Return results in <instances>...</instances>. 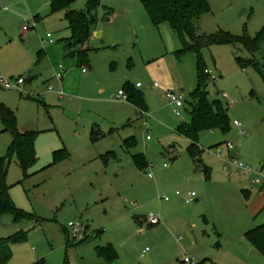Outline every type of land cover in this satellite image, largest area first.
Instances as JSON below:
<instances>
[{"label":"rangeland","instance_id":"1","mask_svg":"<svg viewBox=\"0 0 264 264\" xmlns=\"http://www.w3.org/2000/svg\"><path fill=\"white\" fill-rule=\"evenodd\" d=\"M89 1L77 0L70 9L83 12ZM100 1L113 11V21L103 23L107 12L98 11L104 43H92L87 58L98 67L104 104L86 101L94 96L91 84L81 97L61 86L64 79L50 81L61 65L76 83L82 76L78 54L64 55L72 39L67 12L52 13L49 0H0L9 9H0V78L13 88L0 87V103L21 130L38 133L36 161L24 170L0 116V184L27 215L0 218V242L12 251L7 264H185L186 258L195 264H264L245 239L264 225L263 182L231 165L237 158L253 171L264 166V45L254 54L239 45L201 51L206 71L218 78L208 83L209 99L229 108L232 125L227 134L215 130L199 137L203 165L211 169L207 179L195 168L191 142L176 134L190 120L197 55L176 58L179 37L168 23L155 27L141 0ZM210 7L201 35L254 39L264 27V0H210ZM238 59L256 60L259 68L241 66ZM20 79L24 84L17 87ZM126 85L143 94L144 117L133 104L113 98ZM167 93L184 94L187 110L178 111ZM130 138L136 145L128 148ZM137 155L146 159V170L136 166ZM189 193L196 202H185ZM151 214L159 217L158 226L146 221ZM70 224L80 228L78 237ZM108 244L119 256L114 263L96 253Z\"/></svg>","mask_w":264,"mask_h":264},{"label":"trees","instance_id":"2","mask_svg":"<svg viewBox=\"0 0 264 264\" xmlns=\"http://www.w3.org/2000/svg\"><path fill=\"white\" fill-rule=\"evenodd\" d=\"M77 0H49L52 13L66 11V18L69 21V29L72 32L65 47L67 56L78 54L79 60L83 63L88 61L87 52L89 48L83 49L89 42L98 24V11L102 8L109 15L112 10L102 6L100 0H90L87 9L83 12H75L70 8ZM142 5L149 16L152 24L159 27L168 23L177 34L182 44V48L175 54L177 58H182L187 54L197 55L198 85L191 94L190 122L183 123L177 128L179 136L186 137L191 146L188 149L196 170L202 171L206 178H210V168L203 165L201 150L198 147L199 137L204 132L215 130L227 134L232 130L229 117V108L220 100L209 99L207 91L209 78L206 74L205 62L201 51L214 45H239L251 54L256 53L264 45V27L256 38L248 36L235 37L228 33L219 32L216 35L207 36L199 33V27L204 15L211 11L210 0H141ZM81 47L82 50H75ZM241 66H254L259 68L256 60L238 59ZM125 92L129 95V102L140 111H146L144 97L132 87L126 85ZM187 103V102H186ZM0 116L5 129L11 133L13 143L10 148L11 153H16L19 157L21 167L25 170L36 161L35 141L38 133L35 131L21 132L15 114L0 103ZM126 147L136 145L135 138L125 141ZM136 166L141 170L148 168L146 159L137 155L133 157ZM12 216L19 221L26 218L23 211L17 209L13 204L9 190L5 184H0V218ZM247 242L264 258V225L246 232ZM16 242H20L18 239ZM10 243L0 242V264H7L12 258ZM98 258L108 263H114L119 256L112 244L96 249ZM35 264H44L39 260ZM205 264V263H202Z\"/></svg>","mask_w":264,"mask_h":264},{"label":"built area","instance_id":"3","mask_svg":"<svg viewBox=\"0 0 264 264\" xmlns=\"http://www.w3.org/2000/svg\"><path fill=\"white\" fill-rule=\"evenodd\" d=\"M0 9L3 10L4 12H8V7L2 3H0ZM23 30L25 32H28L29 29L28 27H23ZM47 40L49 43L53 44L54 40L52 39V36L49 34L47 36ZM84 73H86V70H83ZM67 73V70H65V68L61 65L59 67V71L56 72L55 75H53L51 80L57 81V82H62L64 79L65 74ZM206 74L208 75L209 81H217L218 78L213 75L211 72L206 71ZM24 84L23 80H18L16 86H21ZM0 87H2L5 90H12V86L6 82L3 81V79L0 78ZM140 85H137V88H139ZM54 88L51 87V90H53ZM60 98L64 97V93L61 92L59 93ZM165 97L170 100L175 106L176 109L178 111H180L181 109L185 108L186 106V97L184 96V94H175V93H167L165 95ZM113 98H117L118 100H122V101H129V95L125 92V90L119 91V93L117 95H114ZM145 115L144 112H142V116ZM235 126L239 129V135L241 136H245L246 132L244 131L242 125L238 122H235ZM150 138L148 137V140ZM229 150H232L233 147L231 144L227 145ZM232 167L236 168L242 175H254L257 179H259L260 181L263 182V186H264V166L261 167V169L259 171H253V169L250 166L245 165L243 162H241L239 159L237 158H233V161L231 163ZM149 177H153L152 175L149 174ZM177 196H181V194L179 192L176 193ZM163 200L165 201H169L170 198L168 196H163L162 197ZM186 202L188 204L194 203L195 199H196V194L195 193H189L186 197ZM148 223L150 225H158L160 223L159 217L155 216V215H150L148 217ZM70 227L72 228L73 231V235L74 237H78L80 234V228L76 225L70 224ZM185 264H195L193 262V260L186 258L184 261Z\"/></svg>","mask_w":264,"mask_h":264},{"label":"crops","instance_id":"4","mask_svg":"<svg viewBox=\"0 0 264 264\" xmlns=\"http://www.w3.org/2000/svg\"><path fill=\"white\" fill-rule=\"evenodd\" d=\"M106 8V7H105ZM107 9V8H106ZM127 12V11H126ZM113 14V11L112 13H110L109 15H107V13H105L104 17L102 18V22L103 23H112L113 21V17L111 16ZM100 23L101 21L98 19V24H97V27L95 28L89 42L85 45V47L83 49H86V48H89L90 49V45L92 43H94L96 40H100L102 43H104V32L101 30V26H100ZM133 30V29H132ZM24 31V30H23ZM134 31V30H133ZM25 32V31H24ZM135 32V31H134ZM138 37V36H137ZM49 43V42H48ZM50 45H55V42L53 44L49 43ZM177 52V51H176ZM176 52L172 53L174 54V56H176ZM59 54H62L59 53ZM42 55L44 56H49L46 52H43ZM64 55H66V52H65V48H64ZM67 56V55H66ZM50 58V57H49ZM177 58V56H176ZM80 61V60H79ZM67 62V61H66ZM80 67H82V70H81V73H82V76L80 75V79L79 81L76 83L75 80H76V77H72V73H69V71L67 70V73L65 74L64 76V81L61 83L63 87H65L69 92H71L72 95H82V91L83 89H86L87 90V86L89 84H91L90 88H91V91H93L94 93V96L93 97H90L88 96V98H86V101L90 102V103H101V104H104L106 103L105 100H103V95H104V91L101 90V84H100V77H99V71H98V67L96 66H92L90 64V61L88 60L87 62L83 63V62H79L78 63ZM69 67V70L71 71L72 69H74L75 66H70V64H68ZM112 65H116V64H112ZM60 67V66H59ZM59 67H57V72L59 71ZM83 70H86L87 72L84 73ZM91 71V73H90ZM52 82H55L54 80H50ZM60 83V82H59ZM143 87H139V89H142ZM153 88L154 89H157V85L154 84L153 85ZM125 90V89H123ZM52 91H55L54 89ZM138 92V91H137ZM182 93L184 92V89L181 91ZM141 94V93H140ZM143 95V94H142ZM82 97V96H81ZM144 97V96H143ZM186 97V96H185ZM60 98V96H59ZM64 98V97H63ZM63 98H60L61 100ZM115 99V98H114ZM74 101H71V103L69 104L70 107L74 104L73 103ZM129 102V101H128ZM130 103V102H129ZM187 104V103H186ZM146 106V105H145ZM187 106V105H186ZM185 106V109L187 110V107ZM137 108V107H136ZM146 108V107H145ZM147 109V108H146ZM147 111V110H146ZM146 111H140L138 109V112H139V116L141 117H144V115L142 116V112L146 113ZM146 115V114H145ZM190 122V120H189ZM188 122V123H189ZM116 126V124H114ZM19 127V126H18ZM20 129V128H19ZM115 130V128L113 127L110 131V133H113V131ZM21 132H26V131H23L20 129ZM93 133V132H92ZM94 134H96V132H94ZM100 134H103L105 135L104 133L100 132ZM176 134H177V129H176ZM178 135V134H177ZM131 139V138H130ZM136 140V139H135ZM127 141V140H126ZM125 144V142H124ZM134 157V156H133ZM177 159L176 161H178V158H175ZM141 170V169H139ZM141 171H144V170H141ZM149 176V174H147ZM263 190H264V187L262 189V196L261 199L264 200V193H263ZM175 196L176 193H175ZM177 197H180V196H177ZM162 199V198H161ZM163 200V199H162ZM165 201V200H164ZM170 201V200H169ZM169 201H165V202H169ZM185 202H186V199H185ZM195 202H196V199H195ZM187 203V202H186ZM188 204V203H187ZM192 204V203H191ZM255 207H259L258 205H256ZM259 209V208H258ZM3 218V217H2ZM146 221H148V217L146 219ZM159 225V224H158ZM158 225H150V226H158ZM109 245V244H108ZM99 248V247H97ZM96 248V249H97Z\"/></svg>","mask_w":264,"mask_h":264},{"label":"water","instance_id":"5","mask_svg":"<svg viewBox=\"0 0 264 264\" xmlns=\"http://www.w3.org/2000/svg\"><path fill=\"white\" fill-rule=\"evenodd\" d=\"M176 160H177V159H174L173 162L176 161Z\"/></svg>","mask_w":264,"mask_h":264}]
</instances>
